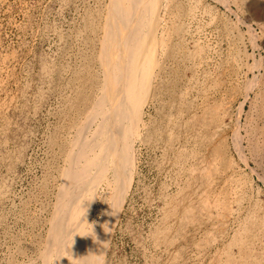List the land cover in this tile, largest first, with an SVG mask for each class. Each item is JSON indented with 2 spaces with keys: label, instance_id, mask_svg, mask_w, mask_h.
Returning <instances> with one entry per match:
<instances>
[{
  "label": "rangeland",
  "instance_id": "obj_1",
  "mask_svg": "<svg viewBox=\"0 0 264 264\" xmlns=\"http://www.w3.org/2000/svg\"><path fill=\"white\" fill-rule=\"evenodd\" d=\"M252 1H155L132 182L100 264H264V14ZM109 6L0 0V264H43L68 147L104 87ZM106 185L88 229L103 225Z\"/></svg>",
  "mask_w": 264,
  "mask_h": 264
},
{
  "label": "bare ground",
  "instance_id": "obj_2",
  "mask_svg": "<svg viewBox=\"0 0 264 264\" xmlns=\"http://www.w3.org/2000/svg\"><path fill=\"white\" fill-rule=\"evenodd\" d=\"M155 1L110 0L104 16L103 40L100 38L101 57L98 55L105 73L104 87L89 114L74 129L64 160L48 245L42 254L43 264H100L103 259L132 182L134 135L140 125L142 102L139 94L143 91L145 73H150L148 68L144 71L145 65L150 66L156 57L149 45ZM257 1L253 0L251 6L257 14H264L263 5ZM251 42L256 44L255 40ZM93 123L96 126L92 130ZM104 180L109 187L106 216L102 226L90 224L92 227L88 229L91 206Z\"/></svg>",
  "mask_w": 264,
  "mask_h": 264
},
{
  "label": "clouds",
  "instance_id": "obj_3",
  "mask_svg": "<svg viewBox=\"0 0 264 264\" xmlns=\"http://www.w3.org/2000/svg\"><path fill=\"white\" fill-rule=\"evenodd\" d=\"M71 262V260H69Z\"/></svg>",
  "mask_w": 264,
  "mask_h": 264
}]
</instances>
